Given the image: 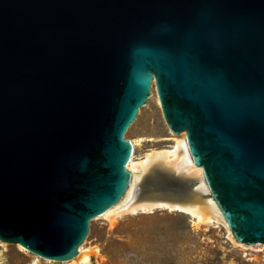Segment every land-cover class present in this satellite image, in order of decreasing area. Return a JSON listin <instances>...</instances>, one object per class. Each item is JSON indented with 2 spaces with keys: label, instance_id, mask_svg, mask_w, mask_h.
Segmentation results:
<instances>
[{
  "label": "water",
  "instance_id": "1",
  "mask_svg": "<svg viewBox=\"0 0 264 264\" xmlns=\"http://www.w3.org/2000/svg\"><path fill=\"white\" fill-rule=\"evenodd\" d=\"M153 80L234 239L264 244V0H0L1 241L77 255Z\"/></svg>",
  "mask_w": 264,
  "mask_h": 264
},
{
  "label": "rangeland",
  "instance_id": "2",
  "mask_svg": "<svg viewBox=\"0 0 264 264\" xmlns=\"http://www.w3.org/2000/svg\"><path fill=\"white\" fill-rule=\"evenodd\" d=\"M170 131L156 91L151 88L146 103L124 133V138L135 142L133 162L152 150L170 148L185 133ZM159 179L169 181L176 189L173 180L149 169L139 181L135 196L151 193L149 184ZM82 245L90 250V264H264L263 243L238 245L226 225L196 224L190 215L164 208L125 212L113 221L105 216L94 217ZM35 260L73 264L44 258L21 250L17 243L0 240V264H32Z\"/></svg>",
  "mask_w": 264,
  "mask_h": 264
},
{
  "label": "bare ground",
  "instance_id": "3",
  "mask_svg": "<svg viewBox=\"0 0 264 264\" xmlns=\"http://www.w3.org/2000/svg\"><path fill=\"white\" fill-rule=\"evenodd\" d=\"M151 88L156 91L154 80ZM156 99L158 105H160L157 93ZM170 132L172 133L173 131L171 130ZM129 141L133 148L135 142L130 139ZM173 144L170 148L152 150L138 161L133 162V158L130 155L126 166L130 172V179L125 193L114 205L97 216H105L110 221H113L118 215L125 212L133 214L139 211L152 212L156 208H164L170 211L175 210L186 213L193 217L196 224L220 223L227 226L204 182L202 168L196 166L193 162L186 144L185 133L181 134L180 138H176ZM149 169H153L158 174L173 180L176 189L173 193L166 195L169 199L153 200L151 197L152 193L141 194L142 196L138 198L135 196L139 181ZM230 231L229 229V236L235 243L243 246V244L234 239ZM17 245L21 250L31 252L21 244L17 243ZM59 262L90 264V250L81 245L75 257ZM32 264L43 263L35 260Z\"/></svg>",
  "mask_w": 264,
  "mask_h": 264
}]
</instances>
